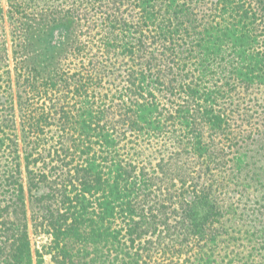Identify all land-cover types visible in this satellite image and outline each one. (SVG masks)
<instances>
[{
    "label": "trees",
    "instance_id": "16d2710c",
    "mask_svg": "<svg viewBox=\"0 0 264 264\" xmlns=\"http://www.w3.org/2000/svg\"><path fill=\"white\" fill-rule=\"evenodd\" d=\"M5 7L0 264H264V0Z\"/></svg>",
    "mask_w": 264,
    "mask_h": 264
},
{
    "label": "rangeland",
    "instance_id": "374dc122",
    "mask_svg": "<svg viewBox=\"0 0 264 264\" xmlns=\"http://www.w3.org/2000/svg\"><path fill=\"white\" fill-rule=\"evenodd\" d=\"M3 2V6L4 8L5 7V0H2ZM6 14L4 15V22L2 23V30L3 33H4V37L3 38H0V46L1 44H4V46L7 48L8 50V56L9 58L11 57L10 56V40H9V35H8V25H7V18H6ZM50 35L46 38H44V40L42 41V44L46 45L48 43H51L53 45H56L57 47L59 46V44H61L65 37H66V34H67V29L62 26V25H56L50 29H48ZM43 33H45V31H43ZM3 46V45H2ZM252 92H254L253 90H251ZM251 91L250 90H240L239 91V98H248V96H251ZM30 238H31V244H32V248L33 249H37V248H40V245L44 242H46V238L45 236L43 235H40V236H34V235H30ZM44 260H45V264H50V261H49V257L47 255L44 256Z\"/></svg>",
    "mask_w": 264,
    "mask_h": 264
}]
</instances>
